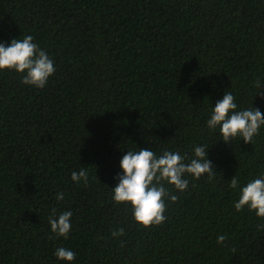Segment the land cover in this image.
Masks as SVG:
<instances>
[{
    "label": "trees",
    "instance_id": "obj_1",
    "mask_svg": "<svg viewBox=\"0 0 264 264\" xmlns=\"http://www.w3.org/2000/svg\"><path fill=\"white\" fill-rule=\"evenodd\" d=\"M28 35L56 71L36 88L0 70V240H264V218L234 207L264 174V126L251 144L207 128L224 92L264 113V0H0V42ZM195 146L217 173L165 184L162 224L114 202L126 151L188 162ZM53 209L72 213L67 238ZM0 264H264V241H0Z\"/></svg>",
    "mask_w": 264,
    "mask_h": 264
},
{
    "label": "clouds",
    "instance_id": "obj_2",
    "mask_svg": "<svg viewBox=\"0 0 264 264\" xmlns=\"http://www.w3.org/2000/svg\"><path fill=\"white\" fill-rule=\"evenodd\" d=\"M0 70H12L23 74L22 83L43 88L56 67L45 50L38 43L33 42L31 35L23 39H12L5 46L0 42ZM259 85V81L256 82ZM235 97L231 92H224L222 99L216 101L212 108L210 118L207 120L209 131H216L228 144L233 139H242L245 144H251L253 138L259 134L264 126V113L257 108L250 107L237 110ZM209 147L195 146L193 158L186 162V157L179 152L165 150L159 156L152 150L139 149L126 151L120 161L122 175H118V184L112 189L113 200L116 203L130 204L133 210V219L143 227L160 225L166 220L164 215L167 205L165 200L175 203L177 195L172 194L165 184L171 185L175 190L183 192L188 188L189 181L185 177L191 175L199 179L207 175L210 179L217 173L215 166L207 158ZM73 181L87 182L88 172L81 168L79 172L71 175ZM239 181L236 176L230 180L229 187L236 189ZM58 200L63 199L62 194L57 195ZM236 211L247 207L255 211L257 217L264 218V174L242 187L238 202L234 205ZM70 211H64L58 216L53 209L49 217L51 231L58 237L67 238L71 230ZM124 229L113 232L112 235H123ZM225 235H218L217 243L226 240ZM54 255L62 261L71 262L76 254L67 248H58Z\"/></svg>",
    "mask_w": 264,
    "mask_h": 264
}]
</instances>
